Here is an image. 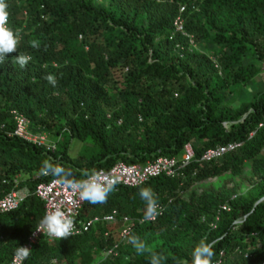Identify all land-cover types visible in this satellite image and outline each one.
Segmentation results:
<instances>
[{
	"label": "trees",
	"instance_id": "16d2710c",
	"mask_svg": "<svg viewBox=\"0 0 264 264\" xmlns=\"http://www.w3.org/2000/svg\"><path fill=\"white\" fill-rule=\"evenodd\" d=\"M4 2L21 41L0 62V200L16 190L15 179L30 194L17 211L0 215V264H10L39 228L45 212L35 191L56 178L40 172L45 161L56 165L44 150L7 136L13 110L31 121L32 132L62 136L57 157L77 180L118 163L181 159L188 144L195 152L180 178L117 187L104 203L87 201L81 221L116 213L118 224L98 223L53 243L42 238L24 264H150L153 255L163 264H191L202 239L215 242L213 264H264V93L238 108L227 103L262 73L264 0ZM182 6L186 33L211 52L174 34ZM18 54L31 57L23 68ZM73 141L82 144L76 158L69 155ZM230 144L241 147L202 161ZM231 175L241 177L238 185ZM144 188L166 212L155 223H138L122 242L124 217L144 219ZM116 244L117 256H104Z\"/></svg>",
	"mask_w": 264,
	"mask_h": 264
},
{
	"label": "built area",
	"instance_id": "2783aa9c",
	"mask_svg": "<svg viewBox=\"0 0 264 264\" xmlns=\"http://www.w3.org/2000/svg\"><path fill=\"white\" fill-rule=\"evenodd\" d=\"M186 6L180 8V12L174 21V34H181L190 38L191 48H196V44L193 37L189 36L185 30V13ZM9 23V22H8ZM14 128L12 131H7L9 138H17L32 146L44 150L49 159L56 165L63 166V160L57 157L58 145L52 141L47 133L32 132L31 121L17 110L11 112ZM7 129L6 126H2V130ZM241 145L230 144L224 147H218L216 149L208 151L202 158L205 163H210L219 160L229 153L235 152ZM195 152L193 146L188 144L185 146L184 154L181 159H170L166 157L159 158L157 161L147 164L146 166L134 165L129 166L125 163H118L111 170H100L102 175H110L116 177L118 182L117 187H130L138 188L147 184L152 179H157L162 176L169 178L182 177V170L188 166L194 159ZM45 177L52 176L51 174L44 175ZM16 190L5 196L0 200V215L15 212L19 209L23 201L29 196L24 193V190L17 189L19 187V180L15 179ZM35 196L44 204V212L50 213L57 208L64 210L68 213L74 222L72 234L65 238L50 237L46 231H43L40 227L29 237L23 247L29 248L26 256H17L13 258L10 264H24L33 252L38 242L44 238L48 242L53 243L55 241L73 238L78 235H82L91 231V229L98 223H106L108 225H116L119 222L117 214L107 215L103 217H96L89 220L81 221L79 216L87 201L79 198V193L74 192L71 189L66 188L58 182V178L52 179L48 183L41 184L35 191ZM223 210H228V207H224ZM166 212V207L158 205V215L150 220L146 219H132L124 217L122 220L123 228L120 233V240L126 241L139 225L147 223H155ZM139 223V225H138ZM106 238L110 237V234L105 235ZM118 244L107 250L104 254L106 257L117 256Z\"/></svg>",
	"mask_w": 264,
	"mask_h": 264
},
{
	"label": "clouds",
	"instance_id": "9594fccd",
	"mask_svg": "<svg viewBox=\"0 0 264 264\" xmlns=\"http://www.w3.org/2000/svg\"><path fill=\"white\" fill-rule=\"evenodd\" d=\"M8 11L4 0H0V62H3L10 54L17 52L21 41V33L8 25ZM31 59L28 55L18 54L15 61L20 67H25ZM45 79L53 87L56 86L54 75H47ZM42 175L51 174L58 178V182L68 189L79 193V198L91 204L104 203L108 195L113 192L118 182L116 177L102 175L101 172L93 171L87 173L84 179H74L71 171H66L63 166L52 165L45 161L40 169ZM142 200L147 202L144 219L150 220L158 215V205L154 194L148 188L139 193ZM74 222L68 213L60 208L46 213L40 221L39 227L46 231L50 237L65 238L72 234ZM130 243L136 248L137 254L145 251V245L137 237H132ZM214 243L202 239L191 253V264H213L215 256ZM29 248L20 246L16 252L17 256H26ZM164 257L153 255L150 264H163Z\"/></svg>",
	"mask_w": 264,
	"mask_h": 264
},
{
	"label": "rangeland",
	"instance_id": "374dc122",
	"mask_svg": "<svg viewBox=\"0 0 264 264\" xmlns=\"http://www.w3.org/2000/svg\"><path fill=\"white\" fill-rule=\"evenodd\" d=\"M196 50H198V52H211V50L205 48V47H197L196 45ZM211 57H213V55H211ZM264 93V64H263V68H262V73L257 77V79L253 82H251L250 84H248L247 86L244 87H237L235 88V91L233 92V94L229 95L228 98V105H231L233 107H240L243 105H249L252 102V99L255 95L257 94H261ZM49 135V134H48ZM51 140L56 142L58 145V149H59V143L62 140V136H55V135H49ZM82 150V144L73 141V143L71 144V148L69 151V155L72 158H76L78 157L80 151ZM22 181H24V177L20 178ZM229 179H232L234 181V183H232V185H238L241 177L240 176H235V175H231ZM227 179V180H229ZM209 185V184H208ZM24 193L26 195L30 194V190L28 188L24 189Z\"/></svg>",
	"mask_w": 264,
	"mask_h": 264
},
{
	"label": "water",
	"instance_id": "95a60500",
	"mask_svg": "<svg viewBox=\"0 0 264 264\" xmlns=\"http://www.w3.org/2000/svg\"><path fill=\"white\" fill-rule=\"evenodd\" d=\"M262 201H264V199H263V200H261L259 203H261Z\"/></svg>",
	"mask_w": 264,
	"mask_h": 264
}]
</instances>
